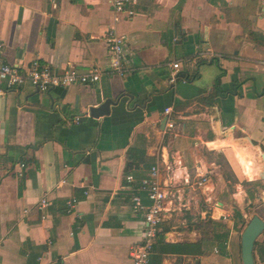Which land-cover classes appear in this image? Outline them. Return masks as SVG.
I'll return each instance as SVG.
<instances>
[{
  "label": "crops",
  "instance_id": "1",
  "mask_svg": "<svg viewBox=\"0 0 264 264\" xmlns=\"http://www.w3.org/2000/svg\"><path fill=\"white\" fill-rule=\"evenodd\" d=\"M127 8L124 75L0 88V264H131L132 187L153 166L166 198L148 264H243L241 235L264 221V0ZM112 19L110 0H0V56L106 70Z\"/></svg>",
  "mask_w": 264,
  "mask_h": 264
},
{
  "label": "built area",
  "instance_id": "2",
  "mask_svg": "<svg viewBox=\"0 0 264 264\" xmlns=\"http://www.w3.org/2000/svg\"><path fill=\"white\" fill-rule=\"evenodd\" d=\"M113 13V24L107 29L104 35L105 43L108 47V63L106 70L91 68L80 72L70 69L63 72L54 71L47 65L33 61L28 67L13 65L5 62L0 56V88L16 89L26 84L31 85L36 91L46 93L56 87H68L73 84L94 85L101 76L105 74L124 75L126 69L123 67V47L124 37L120 36L115 25L120 21H129L134 16V12L127 8L134 0H110ZM171 68L177 70L178 63H171ZM174 76L170 78L173 82ZM169 113V109L165 111ZM80 118L75 117L73 124H77ZM158 168H150L147 177L132 187L131 209L134 213H141L145 227L141 240L133 245L129 251L131 264H148L149 256L152 252V245L158 233L161 222V214L166 193L159 183ZM129 185H133L134 178L131 175L125 177ZM144 195L148 204H144L141 198ZM46 199H42L40 207L46 206ZM73 206V205H72Z\"/></svg>",
  "mask_w": 264,
  "mask_h": 264
},
{
  "label": "water",
  "instance_id": "3",
  "mask_svg": "<svg viewBox=\"0 0 264 264\" xmlns=\"http://www.w3.org/2000/svg\"><path fill=\"white\" fill-rule=\"evenodd\" d=\"M104 105H107V102ZM100 109L101 107L91 108L90 110L91 115L95 116L100 111ZM261 159L263 163V170L260 177L264 178V154H262ZM263 231H264V221L261 220L258 216H253L241 235V259L243 264H254V260H253L254 243L257 237Z\"/></svg>",
  "mask_w": 264,
  "mask_h": 264
},
{
  "label": "trees",
  "instance_id": "4",
  "mask_svg": "<svg viewBox=\"0 0 264 264\" xmlns=\"http://www.w3.org/2000/svg\"><path fill=\"white\" fill-rule=\"evenodd\" d=\"M235 214H238L237 212H235Z\"/></svg>",
  "mask_w": 264,
  "mask_h": 264
}]
</instances>
